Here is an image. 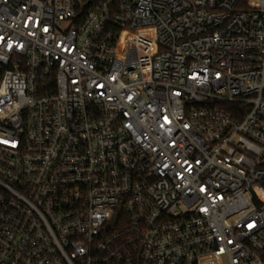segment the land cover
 Here are the masks:
<instances>
[{
  "label": "built area",
  "instance_id": "obj_1",
  "mask_svg": "<svg viewBox=\"0 0 264 264\" xmlns=\"http://www.w3.org/2000/svg\"><path fill=\"white\" fill-rule=\"evenodd\" d=\"M0 264H264V0H0Z\"/></svg>",
  "mask_w": 264,
  "mask_h": 264
}]
</instances>
